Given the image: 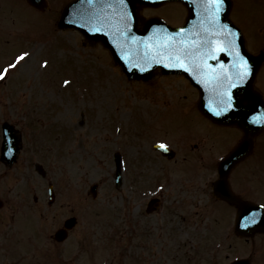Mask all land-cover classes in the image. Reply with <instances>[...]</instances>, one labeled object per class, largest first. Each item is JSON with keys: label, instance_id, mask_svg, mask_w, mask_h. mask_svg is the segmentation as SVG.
I'll return each instance as SVG.
<instances>
[{"label": "rangeland", "instance_id": "rangeland-1", "mask_svg": "<svg viewBox=\"0 0 264 264\" xmlns=\"http://www.w3.org/2000/svg\"><path fill=\"white\" fill-rule=\"evenodd\" d=\"M47 1L49 10L38 12L24 0H0V72L21 53L30 54L0 81V143L3 122L23 125L32 118L39 120L46 140L45 152L18 154L10 168L0 163V264H35L33 256H44V247L52 255L48 235L70 217L77 223L51 264H127L130 258L145 264H229L240 258L264 264V235L236 238L234 210L212 199L209 182L216 171L194 172L188 142L200 133L194 129L202 120L180 95L178 80L184 82H128L102 48H84L77 32L56 28L67 0ZM263 10L264 0H238L231 12L253 51L264 49ZM178 12L169 9L173 17ZM255 88L264 97V62ZM155 93H163L158 104ZM257 141V151L263 152L264 135ZM157 142L169 145L175 157L159 156L152 148ZM117 148L124 164L115 188ZM34 162H41L44 178L31 167ZM48 183L55 193L51 207ZM91 185H97L94 199L88 194ZM153 196L159 205L147 215ZM250 196L264 200L255 192ZM190 197L193 206L183 209Z\"/></svg>", "mask_w": 264, "mask_h": 264}, {"label": "water", "instance_id": "water-1", "mask_svg": "<svg viewBox=\"0 0 264 264\" xmlns=\"http://www.w3.org/2000/svg\"><path fill=\"white\" fill-rule=\"evenodd\" d=\"M41 0H27L31 5H36V2ZM85 0H75L67 6L64 13L61 14L58 21L59 29L74 28L77 27L76 24L66 23L67 15L69 14L70 8L79 4L82 5ZM110 0H94V3L89 6L90 14H83L84 28H80L79 32L84 36V38L89 43L101 42L104 47L110 50L113 60L116 64L120 65L121 70L125 73L128 79L140 80L148 79L152 73L150 69L142 71V67L133 66L139 64L140 61L133 62L132 59L139 57L143 54L144 47L138 45H130L121 47L117 43H113L114 40L122 39V36L114 35L113 30L110 26L101 25V16L104 13V8H107V2ZM130 6H132L131 0H125ZM141 2L147 6H155L164 1L172 0H133ZM155 2V3H154ZM212 6L206 8L203 12L205 17L200 26L196 28L199 36H202L204 32H208L204 43L199 41L201 37H196L194 43H188L187 45L180 43L176 44L178 40H188L193 37L192 31L189 30H169L164 28L151 30L149 33L159 42L164 40H169L168 42L161 43L152 52L155 57V63L152 65V69L161 67V72L163 74H183L187 78L192 80L197 77H202L206 80L207 87L204 89L206 97L211 99L212 103L216 106L220 103L225 95L227 94L231 82L233 81V70L234 65H239L236 63L233 55L225 50V45L222 41L221 29L218 23L212 22V15L206 17L208 12H211ZM211 18V20L209 19ZM76 22V20L71 19ZM153 23V22H151ZM95 29H99L98 31ZM233 30V29H232ZM148 31V30H147ZM229 29L226 30L225 38L233 39L232 36L228 35ZM132 33V31L130 32ZM137 33V34H136ZM138 32L133 31L131 39H138ZM141 39V38H140ZM236 45L238 49L240 48L242 57L247 61L249 65L248 68L251 70L250 76L243 77L241 79V86L237 87L233 91V94L239 98L236 106L239 108V115L241 121H239L240 126L245 131V137L243 139V146L235 150L228 158L227 162H223L221 167L228 165L231 167L235 161L244 156L251 145V137L256 133H259L264 128V103L258 94L252 91V81L264 60V52L259 53L257 56L247 55L243 47L242 38L236 36ZM224 49L219 51L218 49ZM123 49V54L119 55L117 50ZM177 49H180L177 52ZM225 52V53H223ZM182 65V66H181ZM235 76V75H234ZM250 77V78H249ZM222 91L220 92V90ZM220 92V93H219ZM251 99V100H249ZM212 121L225 122V120L230 118H235V114H226V118L223 116L216 117L215 114L205 112ZM262 117L261 123H256L253 121L257 117ZM239 117V116H238ZM236 120V119H235ZM3 131V142L1 145V160L6 164L10 165L16 158V153L18 151V138L14 133V130L7 124L2 127ZM117 170H116V183L120 184V173H119V160L116 158ZM219 167L220 181L214 184V194L221 199H225L229 203L237 204V216L235 222V232L240 237L253 236L257 232H264V213L258 207L241 202L235 199L227 191L225 184V177L228 170H222ZM230 169V168H229ZM96 186L91 187V193L95 197ZM53 200V195L50 192V201ZM255 213L254 222L251 213ZM248 216V220L242 219V217ZM74 224V220H69L65 223V227L70 229ZM246 225V226H244ZM65 238V234L62 231L57 233V239L59 241ZM233 264H249L248 261H237Z\"/></svg>", "mask_w": 264, "mask_h": 264}, {"label": "flooded vegetation", "instance_id": "flooded-vegetation-1", "mask_svg": "<svg viewBox=\"0 0 264 264\" xmlns=\"http://www.w3.org/2000/svg\"><path fill=\"white\" fill-rule=\"evenodd\" d=\"M69 1L70 0H67L63 4L62 8ZM231 1H232V11L231 12H233L234 10H237L238 0H231ZM169 9H175L176 11H179L177 17H173L169 15ZM134 13L136 15L137 25L140 23V20L143 18L148 19L152 17H159V18L165 19L172 26L179 27L183 25L185 21L187 10L182 4L173 3V4H168V5H164V6L157 7V8H144V7L136 6V8L134 9ZM231 18L236 24L240 26L242 25L233 17ZM179 79L182 80L190 89L189 91L187 87L188 99H189V103L187 104L188 109H193L202 120V126L200 122L197 120L196 127L195 129L193 128L196 131V133H198L199 131L200 133L197 136H195L194 133L191 134L193 138H191L190 136V139L188 142L189 143L188 156L189 158L195 161L194 171H196L197 169L198 170H206V169L213 170L214 169L216 171L217 169L216 160L227 155L235 147V145L239 142L240 138L242 137V132L239 129H237L235 126H218L216 124H213L210 121H208L206 118H204L201 114H199L197 112V100L199 96L197 89L195 88V86L193 87L190 83L185 82L183 78H179ZM158 90L160 89L158 88ZM218 132L221 134L219 135ZM20 133L22 136L24 135L21 130H20ZM212 133L216 135V138H212L211 136ZM28 138L32 140V138L34 137L28 136ZM257 140L258 138L254 140L253 150L251 154L246 159L236 164L231 169L229 176H228V181H229L232 191L243 200H249V201L258 200V199L253 198L252 196L248 197L249 194L254 193V192L256 196L264 197V194H261V191H260V190H264V152L257 151V148H258ZM156 153L159 156H162L160 153L158 152ZM248 173L252 174L251 178L247 176ZM240 182L244 185L243 187L239 186ZM211 185L212 183L209 182L210 187ZM250 185L251 187L249 188L248 186ZM236 188H239V189H236ZM240 189H242L244 192H242ZM210 193H211V188H210ZM190 198L191 200L188 203L182 202L183 209H187L193 206L194 200L192 197ZM213 200L216 203L220 204V206H222L226 211L227 210L230 211L231 209L233 210V207L227 205L225 202L218 201L215 199ZM177 212L178 210L173 213V216H175ZM190 215H191V212H190ZM183 219L184 218L182 217V220ZM48 236L50 240V242L48 243L52 246V257L50 258L51 254L49 255V252L46 251V248H43L42 250L45 251L44 252L45 259H48V256L50 258L46 262H49L48 264H51L52 260H54L53 256L55 255L58 256L56 254V251H57L59 244L54 242L52 234H49ZM130 253H133L132 249ZM125 263L145 264V263H135L131 258L128 260H125ZM14 264H17V263H14ZM40 264H45V263H40Z\"/></svg>", "mask_w": 264, "mask_h": 264}, {"label": "snow or ice", "instance_id": "snow-or-ice-1", "mask_svg": "<svg viewBox=\"0 0 264 264\" xmlns=\"http://www.w3.org/2000/svg\"><path fill=\"white\" fill-rule=\"evenodd\" d=\"M86 2L88 4H93L94 0H86ZM124 2H125V0H119V3H121V4H123ZM208 3H210L212 5V9H211L212 22L213 23H219V15L224 10L225 0H208ZM221 28L229 29L227 34L230 35V36L236 37V36L240 35V33L234 32L230 28L229 25H221ZM95 30L98 31L99 29H95ZM218 50L219 51H223L224 49L221 48V49H218ZM29 55H30L29 53L23 52V53H21L19 56H17L15 58V62L14 63L8 64L7 67L4 69V71L0 72V81L4 80L6 78V75L9 73V70L16 69V67L19 65V63L24 61L27 57H29ZM237 55L239 56V53H237ZM47 64H48V61L45 60L44 61V66H47ZM238 66L243 69L244 75L248 74V64H247V61L243 57L239 58V65ZM242 78L243 77H241V79ZM64 83L68 84L70 82L65 80ZM158 147L164 149L165 151L168 150L167 146L164 145V144H160V145H158ZM260 207L264 208V205H261ZM251 215L253 217V220H250L249 221L250 223L254 222L255 213L253 212V213H251ZM242 219L248 220L249 217L248 216H244V217H242ZM244 226H246V225H244Z\"/></svg>", "mask_w": 264, "mask_h": 264}]
</instances>
